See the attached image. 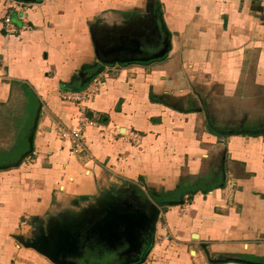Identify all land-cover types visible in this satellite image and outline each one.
I'll return each instance as SVG.
<instances>
[{
	"label": "crops",
	"instance_id": "crops-1",
	"mask_svg": "<svg viewBox=\"0 0 264 264\" xmlns=\"http://www.w3.org/2000/svg\"><path fill=\"white\" fill-rule=\"evenodd\" d=\"M149 38L151 59L118 57ZM94 81L88 101L62 98ZM214 86L264 93V0H0V156L32 117L26 151L0 159V264H54L16 236L147 201L162 212L142 264H264V135L212 128L198 103ZM59 124L83 126L90 158Z\"/></svg>",
	"mask_w": 264,
	"mask_h": 264
},
{
	"label": "water",
	"instance_id": "water-1",
	"mask_svg": "<svg viewBox=\"0 0 264 264\" xmlns=\"http://www.w3.org/2000/svg\"><path fill=\"white\" fill-rule=\"evenodd\" d=\"M36 1V0H16ZM169 42H165L161 55L168 50ZM96 52L99 54L98 46ZM159 55V56H161ZM93 74L90 80H93ZM109 203V205H108ZM104 202L105 207H115L117 202ZM138 209L116 213L110 218L103 217L98 224L88 221V228H73L62 223H54L47 233L42 231L33 238L16 236L17 240L25 247L32 248L47 257L54 264H79L76 261L67 260V257L75 256L82 251L85 242L96 239L105 243L111 250L123 248L119 253L120 259L116 264H142L152 250L156 241L157 224L160 220L162 209L154 202H144L138 205ZM128 208H134L131 205ZM110 215V214H109ZM111 222V223H110ZM85 241V242H83ZM125 258H121L122 256ZM101 264V263H100Z\"/></svg>",
	"mask_w": 264,
	"mask_h": 264
},
{
	"label": "rangeland",
	"instance_id": "rangeland-1",
	"mask_svg": "<svg viewBox=\"0 0 264 264\" xmlns=\"http://www.w3.org/2000/svg\"><path fill=\"white\" fill-rule=\"evenodd\" d=\"M200 91L202 100L198 104L199 107L205 108V111L207 110V120L210 122L212 128L216 127L217 129L227 132H258L264 130V93L260 94L255 101H248L235 99L236 97L234 98L231 96L226 97L219 86L208 88L207 91ZM20 104L21 101L18 100L17 110H19ZM1 120L0 117V123ZM26 231L21 233V235H24L25 238L30 236L33 237L35 234L38 235L42 231V228H38L32 233Z\"/></svg>",
	"mask_w": 264,
	"mask_h": 264
},
{
	"label": "built area",
	"instance_id": "built-area-1",
	"mask_svg": "<svg viewBox=\"0 0 264 264\" xmlns=\"http://www.w3.org/2000/svg\"><path fill=\"white\" fill-rule=\"evenodd\" d=\"M15 6L17 7L18 4H16ZM5 25H6L5 26L6 30L9 33H13L16 31L15 26L11 21V17L8 15L5 17ZM98 91H99V84L95 82L91 87L83 91H67L62 94V98L64 100H71L76 103H83L91 99ZM81 121H83L86 125L96 124L95 120L88 119L87 117H83ZM57 134L61 140L69 143L70 151L72 154L86 158L91 157V153L86 143L85 132L82 125H78L76 127H69V126H64L63 124H59L57 127ZM131 134L137 137V135L134 134L133 132ZM163 228L165 230L167 229L166 226H163ZM162 238L168 240L169 236L168 234L165 233L162 236Z\"/></svg>",
	"mask_w": 264,
	"mask_h": 264
},
{
	"label": "flooded vegetation",
	"instance_id": "flooded-vegetation-1",
	"mask_svg": "<svg viewBox=\"0 0 264 264\" xmlns=\"http://www.w3.org/2000/svg\"><path fill=\"white\" fill-rule=\"evenodd\" d=\"M164 38L163 35V40ZM153 39L154 38L148 39L146 47H143L144 51L125 53L118 57H123V59L128 61H147L151 59V57L156 54L151 48L157 45ZM125 246H123V248L118 247L116 250H111L105 243H100L96 239H92L91 241L84 243L82 251L76 252L73 257H67V260L76 261L79 264H116L120 259L119 253L124 250ZM125 257L126 256L124 255L121 258Z\"/></svg>",
	"mask_w": 264,
	"mask_h": 264
},
{
	"label": "trees",
	"instance_id": "trees-1",
	"mask_svg": "<svg viewBox=\"0 0 264 264\" xmlns=\"http://www.w3.org/2000/svg\"><path fill=\"white\" fill-rule=\"evenodd\" d=\"M26 93L28 95V107L30 110L29 114H33V111H35L36 106H37L38 98L28 88L26 89ZM31 118H32L31 115H29L25 119V123L22 127L23 131L21 133H19V136L17 137V141H16L13 149L11 150V152L4 151L2 153V155L0 156V159H2V160H8V159L15 160V159H17V156L19 154H22L23 152L26 151L28 143L31 140V137L29 136V131H28ZM241 133L250 134V135H264V130H262L260 132L245 131V132H241Z\"/></svg>",
	"mask_w": 264,
	"mask_h": 264
}]
</instances>
